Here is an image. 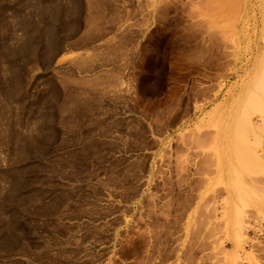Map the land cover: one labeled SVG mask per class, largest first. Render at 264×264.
<instances>
[{"label":"rangeland","instance_id":"374dc122","mask_svg":"<svg viewBox=\"0 0 264 264\" xmlns=\"http://www.w3.org/2000/svg\"><path fill=\"white\" fill-rule=\"evenodd\" d=\"M259 3L0 0V264L215 263Z\"/></svg>","mask_w":264,"mask_h":264},{"label":"bare ground","instance_id":"6f19581e","mask_svg":"<svg viewBox=\"0 0 264 264\" xmlns=\"http://www.w3.org/2000/svg\"><path fill=\"white\" fill-rule=\"evenodd\" d=\"M262 8V3L258 7L253 4L254 17L245 27V34L249 35L244 46L247 54L242 61L236 62L231 73L236 78L231 90L238 91L233 102L228 100L230 108L234 109L230 123L231 142L226 139L216 148L217 177L227 184V198L221 212L225 221L217 220L220 224L215 223L217 226L211 228L213 235H217L215 240L210 233L214 241L210 258H215V263L212 259L214 264H262L264 260V241L257 236L262 229L251 224V220L264 223V38L259 36L260 33L264 36V17H256L257 13L264 14ZM241 47V42L233 44V54L239 53ZM219 128L222 133V120ZM218 138L220 134L215 140ZM258 172L263 174L257 177ZM250 228L257 234L249 235L253 233L248 232ZM221 238L230 241L231 251L218 248Z\"/></svg>","mask_w":264,"mask_h":264}]
</instances>
